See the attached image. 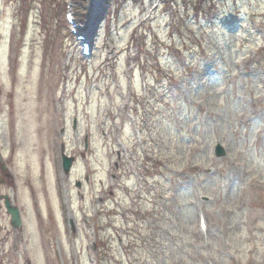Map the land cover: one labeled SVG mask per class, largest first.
I'll return each mask as SVG.
<instances>
[{
	"label": "rangeland",
	"instance_id": "obj_1",
	"mask_svg": "<svg viewBox=\"0 0 264 264\" xmlns=\"http://www.w3.org/2000/svg\"><path fill=\"white\" fill-rule=\"evenodd\" d=\"M74 1L0 0V264H264V0Z\"/></svg>",
	"mask_w": 264,
	"mask_h": 264
},
{
	"label": "water",
	"instance_id": "obj_2",
	"mask_svg": "<svg viewBox=\"0 0 264 264\" xmlns=\"http://www.w3.org/2000/svg\"><path fill=\"white\" fill-rule=\"evenodd\" d=\"M217 154L218 155H222L224 154L223 149L221 148V146L217 147ZM1 157V154H0ZM71 165V160L69 158H65V166H66V170L68 171ZM0 198H4L5 199V204L6 207L8 209V212L10 214H12V223L15 227H20L22 225V220H21V215H20V211L19 208L17 206H14L11 203L10 197L8 195H0Z\"/></svg>",
	"mask_w": 264,
	"mask_h": 264
},
{
	"label": "trees",
	"instance_id": "obj_3",
	"mask_svg": "<svg viewBox=\"0 0 264 264\" xmlns=\"http://www.w3.org/2000/svg\"><path fill=\"white\" fill-rule=\"evenodd\" d=\"M171 1H172V0H168L167 2L169 3V2H171ZM163 2H165V1H163ZM195 5H197V9L200 10L201 7H202V6H201V5H202V4H201V0H196Z\"/></svg>",
	"mask_w": 264,
	"mask_h": 264
}]
</instances>
